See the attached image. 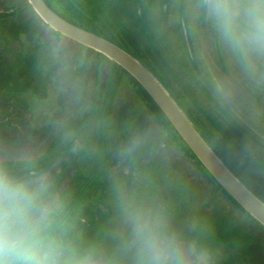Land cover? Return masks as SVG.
Instances as JSON below:
<instances>
[{
    "label": "rangeland",
    "instance_id": "obj_1",
    "mask_svg": "<svg viewBox=\"0 0 264 264\" xmlns=\"http://www.w3.org/2000/svg\"><path fill=\"white\" fill-rule=\"evenodd\" d=\"M51 1L121 38L264 200V61L237 57L202 0H97L106 17L85 0ZM57 33L28 0H0V167L47 182L69 243L105 264H136V209L163 221L185 264H264V227L202 170L130 73Z\"/></svg>",
    "mask_w": 264,
    "mask_h": 264
},
{
    "label": "clouds",
    "instance_id": "obj_2",
    "mask_svg": "<svg viewBox=\"0 0 264 264\" xmlns=\"http://www.w3.org/2000/svg\"><path fill=\"white\" fill-rule=\"evenodd\" d=\"M203 11L233 53L264 61V0H202ZM50 185L18 179L0 167V264H105L77 251ZM136 264H185V251L150 209L133 212Z\"/></svg>",
    "mask_w": 264,
    "mask_h": 264
},
{
    "label": "water",
    "instance_id": "obj_3",
    "mask_svg": "<svg viewBox=\"0 0 264 264\" xmlns=\"http://www.w3.org/2000/svg\"><path fill=\"white\" fill-rule=\"evenodd\" d=\"M36 14L59 34L88 47L124 69L146 90L195 157L221 188L264 227V203L219 159L168 92L139 61L110 41L78 27L55 13L43 0H28Z\"/></svg>",
    "mask_w": 264,
    "mask_h": 264
},
{
    "label": "trees",
    "instance_id": "obj_4",
    "mask_svg": "<svg viewBox=\"0 0 264 264\" xmlns=\"http://www.w3.org/2000/svg\"><path fill=\"white\" fill-rule=\"evenodd\" d=\"M55 13H57L59 16H61L62 18H64L65 20H67L68 22L81 27L85 30H88L108 41H110L111 43L115 44L116 46L120 47L121 49H123L124 51H126L127 53H129L132 57H134L137 61H139L144 67H146L157 80L158 82L163 86V88L167 91V87L165 86V84L162 82V80L159 78V76L157 75V73H155V70L149 68L148 66H146V64L143 62V60L141 58H139V56H136L135 52H133L131 50V48L129 46H127L126 43H124V41H121V38H115L112 35H110V33H107L103 28H101V25H94L91 26L89 23H86L84 21H77L73 18H71L70 16L66 15L59 7H56L57 5L53 4V2L51 0H43ZM85 5H89L88 8H90L92 5L96 4L97 6L100 7V5L97 3V0H85ZM98 14L99 15H104V17H106L107 15L104 13V10L98 9ZM110 27V26H109ZM112 30V29H111ZM58 35H61L59 33H57ZM112 36V37H111ZM99 56L103 57L104 59L108 60L105 56L101 55L100 53H98ZM109 61V60H108ZM114 67H116L119 70L125 71L124 69H122L121 67H119L118 65H116L114 62L109 61ZM127 73V72H126ZM129 76V74H128ZM130 78H132L130 76ZM133 79V78H132ZM134 80V79H133ZM134 82L138 85V87L140 88L141 92L143 93V95L146 97V99L149 101V103L152 105V108H155L158 110V112L160 113L161 117L164 119L166 125L169 127V129L173 132V134L175 136H177L178 140L184 145V147L187 148V150L191 153V151L188 149L187 145L182 141V139L179 137V135L176 133V131L173 129V127L170 125L169 121L165 118V116H163V114L160 112L159 108L155 105V103L152 101V99L148 96V94L145 92V90H143V88L134 80ZM168 92V91H167ZM168 94L172 97V99L177 103V105L179 106V108L182 110V112L185 114L184 110H183V102L182 100H177L174 98V96H172L169 92ZM185 116L188 118V120L191 122L190 118L188 115L185 114ZM192 123V122H191ZM195 129L199 132V134L203 137V139L206 141V143L210 146V148L216 153V155L219 157V159L226 165V167L234 174V176L246 187L248 188L256 197H258L255 192L252 190L249 181H251L247 175L245 174L244 176L239 175L240 171H237V167H235V165L233 164V162L229 159V158H225L224 157V151L219 148V145H216L215 143H213L210 138L208 136H206L205 134H203L200 129L195 126V124H192ZM210 141V142H209ZM212 142V143H211ZM192 154V153H191ZM198 162V161H197ZM198 164L200 165V167L202 168V170L211 178V180L217 185L219 186L214 180L213 178L209 175V173L204 169V167L198 162ZM42 167H38L37 171H32L30 169V167H27L26 169H24L23 171H26L29 173L30 176H36L37 173L36 172H40ZM13 170H18L17 168L12 169ZM22 170V169H21ZM20 170V171H21ZM243 172V171H242ZM10 173V172H9ZM11 174V173H10ZM12 175V174H11ZM224 193L229 199H231L224 191L222 192ZM259 198V197H258ZM261 200V198H259ZM264 203V200H261ZM242 210V209H241ZM248 215V214H247ZM248 217L250 219H252L253 221H255L250 215H248ZM71 220L70 218H66V221ZM257 222V221H255Z\"/></svg>",
    "mask_w": 264,
    "mask_h": 264
}]
</instances>
